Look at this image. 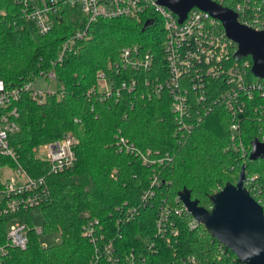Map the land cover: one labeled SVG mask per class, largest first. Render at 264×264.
<instances>
[{"label":"trees","instance_id":"16d2710c","mask_svg":"<svg viewBox=\"0 0 264 264\" xmlns=\"http://www.w3.org/2000/svg\"><path fill=\"white\" fill-rule=\"evenodd\" d=\"M259 4L264 12V0ZM223 7L230 9L226 2ZM60 14L53 30L42 35L24 20L18 0H0V79L11 88L40 73L57 75V93L43 103L29 93L22 97V131L12 137V145L27 173L46 177L51 197L40 210L43 229L61 237L57 245L43 247L31 234L28 249L12 251L6 264H242L205 226L191 228V214L174 210L183 209L178 195L185 189L210 209V196L236 184L244 167L246 187L264 210V158L242 160L233 148L230 117L223 107L194 131L181 130L171 110L172 97L155 92L163 78H151L165 64V30L157 17L99 20L90 26L92 38L58 62L63 42L87 23L77 8L67 6ZM149 20L153 25L145 29ZM133 46L155 56L154 71L115 68L120 53ZM241 59L253 63L251 57ZM102 73L109 78L110 97L97 90ZM131 78L138 88L122 92V83ZM255 117L246 112L241 123L247 145L264 129V121ZM70 133L77 139V161L54 175L35 158L34 149ZM121 138L141 153L150 151L154 158L168 154L172 161L149 167L140 156L126 154ZM157 174L160 185L153 197L145 198ZM162 211L168 215L160 231ZM87 227L95 243L85 236ZM131 252L135 258L128 261Z\"/></svg>","mask_w":264,"mask_h":264},{"label":"built area","instance_id":"2783aa9c","mask_svg":"<svg viewBox=\"0 0 264 264\" xmlns=\"http://www.w3.org/2000/svg\"><path fill=\"white\" fill-rule=\"evenodd\" d=\"M18 1L24 20L34 25L42 35L53 30L55 22L61 17L60 11L67 6L77 8L86 17V25L63 42L57 56L58 62H62L68 54L76 53L82 41L92 38L90 26L99 20L134 18L139 21L143 17H157L164 25L166 41L164 67L151 77L163 78V81L155 84V92L157 95L167 92L172 97L171 110L175 120L181 130L188 132L197 129L215 108L223 107L230 117L234 150L242 160L250 157L251 145L244 144L241 123L246 112H251L252 116L258 115L264 121V78L253 76V63L249 60L237 59V44L227 38L222 24L211 15L194 8L180 24L178 16L160 5V0ZM214 1L221 6L225 2L229 4L238 16L239 23L256 31H264V12L260 0ZM120 55V63L115 66L117 70L127 68L137 72L154 71L155 56L143 52L142 48L126 47ZM147 79L146 83L150 84ZM54 82L57 83L56 72L40 73L33 79L25 80L20 86L11 88L0 79V171L8 170L11 173L7 178L0 173V264L7 263L12 251L27 250L31 234L39 239L46 235L43 226L35 225L32 213L40 212L43 205L49 202L50 187L46 177L35 178L24 170L17 150L12 145V137L22 131L18 104L25 93H29L33 101L43 103L46 96L57 93L51 86ZM109 82L104 73L99 74L97 90L106 97L112 95ZM41 83L44 86H40ZM137 88V80L133 78L122 83V92L131 93ZM257 138L264 143V129L260 130ZM120 144L126 154L140 156L149 167L157 169V166L169 165L172 161L168 154L154 158L150 151L141 153L123 138ZM77 145L76 137L70 133L61 140L35 148V158L47 163L50 173L61 174L70 170L77 161ZM159 183V175H154L150 181V190L146 191L144 197H153ZM182 211L188 212L184 205L183 209L174 210L179 215ZM160 213L157 227L163 231V222L167 220L168 212ZM192 218L189 226L195 228L199 224ZM85 229V236L95 243L97 239L93 231L88 227ZM110 247L107 250H111ZM126 257L128 261L135 258L133 252Z\"/></svg>","mask_w":264,"mask_h":264},{"label":"water","instance_id":"95a60500","mask_svg":"<svg viewBox=\"0 0 264 264\" xmlns=\"http://www.w3.org/2000/svg\"><path fill=\"white\" fill-rule=\"evenodd\" d=\"M159 3L176 14L180 24L194 8L211 15L222 24L227 38L237 44V59L251 57L254 76L264 78V31L239 23L234 11L214 0H160ZM152 25V20L144 24L145 29ZM260 158H264V143L257 138L251 143L249 160L255 162ZM246 182L244 167L236 184L230 182L210 196V209L201 207L188 189L178 196L197 223L236 254L242 264H264V210L250 195Z\"/></svg>","mask_w":264,"mask_h":264},{"label":"rangeland","instance_id":"374dc122","mask_svg":"<svg viewBox=\"0 0 264 264\" xmlns=\"http://www.w3.org/2000/svg\"><path fill=\"white\" fill-rule=\"evenodd\" d=\"M40 86H44V83H41ZM51 86H52L53 90H55V91L57 90V85L55 82ZM244 142H245L244 144H246V141H244ZM37 155H40V153H38ZM0 173L2 174V176L4 178H7L11 175L10 171H8V170L0 171ZM32 216H33L35 225L37 227H42L44 225V216H42L40 212L34 211L32 213ZM60 240H61V237L59 234L58 235L57 234H48V235H44L42 238H40V242L42 244H48V245H57L58 242H60Z\"/></svg>","mask_w":264,"mask_h":264}]
</instances>
